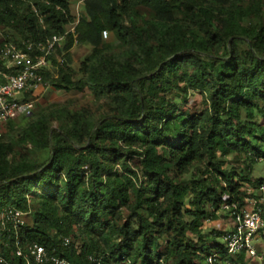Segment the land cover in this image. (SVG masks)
Returning a JSON list of instances; mask_svg holds the SVG:
<instances>
[{"label":"trees","instance_id":"obj_1","mask_svg":"<svg viewBox=\"0 0 264 264\" xmlns=\"http://www.w3.org/2000/svg\"><path fill=\"white\" fill-rule=\"evenodd\" d=\"M261 3L82 0L74 34L63 45V64L55 78L48 72L45 77L64 92L87 87L107 102L110 113L96 121L73 113L59 127L45 113L21 119L27 120L23 125L6 124L0 139V213L11 208L30 214L32 225L23 227L22 237L56 247L72 264H202L213 251L218 254L213 264H236L244 256L227 257L220 241L205 245L201 229L208 218L220 217L215 212L224 204H241L244 183L253 189L264 184L224 170L215 157L216 151L235 152L249 163L264 162ZM35 5L42 23L20 0H0V25L38 40L64 33L75 21L69 0ZM106 31L122 48L120 56L102 50ZM74 41L92 47L78 79L69 65ZM58 47L55 53L61 54ZM189 89L205 93L201 117L185 114L170 97L175 91L185 103ZM137 142L144 182L129 162ZM15 146L22 151L9 159ZM203 161L215 185L194 180L189 186L168 173L174 167L182 175ZM131 177L139 182L132 202ZM188 193L191 207L182 200ZM122 208L129 213L119 223ZM72 227L86 236L96 233L101 245L89 238L78 252L72 241L61 247V237H76ZM223 233L213 235L219 239ZM150 239L159 242L155 249Z\"/></svg>","mask_w":264,"mask_h":264},{"label":"built area","instance_id":"obj_2","mask_svg":"<svg viewBox=\"0 0 264 264\" xmlns=\"http://www.w3.org/2000/svg\"><path fill=\"white\" fill-rule=\"evenodd\" d=\"M31 11L42 19L36 5H29ZM71 28L64 33L32 40L18 38L4 41L0 45V135L8 123L33 116L36 99L34 95L45 85V73L55 78L51 70V58L56 48L65 43ZM75 42V41H74ZM63 64V57L56 59V66ZM241 204H224L221 208L230 218V227L220 237L222 249L227 257L240 255L256 257L255 240L264 230V184L250 189ZM26 212L7 208L0 213V264H72L58 253L56 247L45 246L22 237ZM69 237H61L60 246L70 245ZM218 254L213 251L205 258V264H213Z\"/></svg>","mask_w":264,"mask_h":264},{"label":"rangeland","instance_id":"obj_3","mask_svg":"<svg viewBox=\"0 0 264 264\" xmlns=\"http://www.w3.org/2000/svg\"><path fill=\"white\" fill-rule=\"evenodd\" d=\"M24 5H35V0H20ZM82 0H69L70 5L69 9L71 14L77 19L80 14V4ZM209 2L210 0H206ZM250 0H235V3L240 5H247ZM262 5H264V0H262ZM178 16V15H176ZM179 17V16H178ZM73 25L70 24L68 28H71ZM11 38H20L19 34L15 30V28H10L7 32V29L0 25V43H3L6 40H10ZM64 45V44H63ZM63 45L59 46V50H61V54L55 53L54 59L61 57L65 52L63 50ZM102 50L106 54H115L121 55L122 48L119 47L117 40L114 35L110 32L106 31L102 33ZM70 56V69L73 74L74 79H78L79 77H83V63L92 53V47L88 44H80L74 42L72 47L68 51ZM51 70L54 75H57L58 69L62 66H56V63L51 62ZM172 101L178 103L185 114H192L197 117H201L205 112V93L201 90H192L189 89L186 94V102H180V98L177 96L175 91H172L170 94ZM36 99L35 108L33 111V116L31 119L39 116L42 113L48 114L52 116L50 121V125L52 127H59L61 123H67L70 118V114L80 113L84 117H89L92 121H96L101 116L107 115L110 113L109 105L103 99H97L90 89L84 87L82 90H74L70 92H64L58 90L52 86L51 78H46V83L43 87L37 92L36 95L33 96ZM19 125L25 124L27 120L17 121ZM18 125V126H19ZM18 128H14L11 135L13 136L17 132ZM3 138V134L0 135V139ZM120 145H123L122 141L119 142ZM132 149L135 151L129 162L132 165V168L136 171L138 176V181L144 182L145 178L142 176L140 172V160L142 147L137 142ZM22 151V147L19 146L14 147V151L8 155V158L17 157L19 152ZM215 157L217 161H222V168L226 171H233L239 177L249 176L253 180L262 179L264 181V162L259 159L254 160L252 163H249L243 155H237L234 153L223 154L220 151L215 152ZM116 169L120 172V166L117 165ZM169 175L174 176L176 181L180 183H186L189 186L192 185V181L194 180H206L208 183L215 185V182L212 180L211 168L207 164V161H203L201 163H195L193 166L182 175H177L175 168H169ZM131 181L133 182L130 186V195L131 202L134 200V188L139 184L138 181H135L131 177ZM244 188L246 191L253 189L247 183H244ZM191 199L190 193H188L185 197H183V202L187 207H191L189 205ZM209 209V205L205 206V210ZM129 213L128 209L122 208L121 210V219L118 220L119 223L123 222L127 214ZM219 214L220 217L217 219L215 217L208 218L202 223V235L203 238L207 241L205 245H209L211 241H220V238H216L213 235V232L217 231H226L230 227V218L226 215V211L224 209H218L215 212ZM215 215V214H214ZM227 217H226V216ZM25 221V226L32 225V217L30 214H26L23 217ZM189 221V218H185ZM72 232L76 237H69L72 241L73 249L78 252L82 243L86 242L89 238H92L94 242L101 245V241L99 236L96 233H92L90 236H86L81 232L78 227H72ZM49 233L51 235L59 236V232L56 229H50ZM108 237V236H107ZM163 237L161 249H165V239ZM191 239L200 244L197 240V236L191 235ZM152 247L155 249L158 245V241L156 239H150ZM255 249L257 256L256 257H246L244 256L242 259L238 260L236 264H264V230L260 231L256 240H255ZM202 264H205L204 262ZM218 264H232L230 261L225 260L224 262H219Z\"/></svg>","mask_w":264,"mask_h":264}]
</instances>
